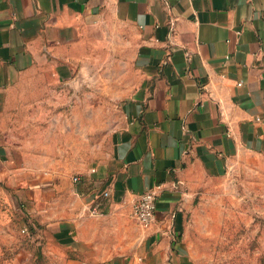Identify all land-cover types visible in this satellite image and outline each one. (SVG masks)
Masks as SVG:
<instances>
[{"label":"crops","instance_id":"obj_1","mask_svg":"<svg viewBox=\"0 0 264 264\" xmlns=\"http://www.w3.org/2000/svg\"><path fill=\"white\" fill-rule=\"evenodd\" d=\"M108 102L109 154L58 170L41 137L68 119H102L105 133ZM240 154L264 160V0H0V194L58 263L191 264L188 212ZM155 185L156 221L142 229L133 202ZM131 219L142 244L122 250Z\"/></svg>","mask_w":264,"mask_h":264},{"label":"rangeland","instance_id":"obj_2","mask_svg":"<svg viewBox=\"0 0 264 264\" xmlns=\"http://www.w3.org/2000/svg\"><path fill=\"white\" fill-rule=\"evenodd\" d=\"M98 91L85 87V92L93 95ZM103 107L107 109L105 133L99 131L102 119H68L60 120L57 134L41 137V147L51 149L46 154L59 160L58 170L72 177L109 154L110 132L118 114L114 104L108 102ZM98 108L96 101L92 112L98 113ZM63 110L68 113L66 107ZM37 228L13 198L0 194V264H61L52 256L55 249L49 237ZM128 233L129 237L122 238V250L129 249L127 242L138 250L141 235L133 219ZM181 237L191 264H264V160L240 154L226 173L207 176Z\"/></svg>","mask_w":264,"mask_h":264},{"label":"built area","instance_id":"obj_3","mask_svg":"<svg viewBox=\"0 0 264 264\" xmlns=\"http://www.w3.org/2000/svg\"><path fill=\"white\" fill-rule=\"evenodd\" d=\"M80 180L79 176L73 177V181ZM161 185H155L153 188L143 192L133 202L132 217L136 221L137 225L142 229H149L156 221V203L161 191ZM108 196L107 192L102 194V197ZM101 200L96 198L92 204L86 209L90 216H96L100 214Z\"/></svg>","mask_w":264,"mask_h":264}]
</instances>
